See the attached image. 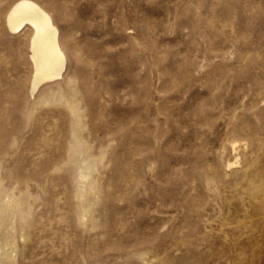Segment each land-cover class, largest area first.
<instances>
[{
  "label": "rangeland",
  "instance_id": "rangeland-1",
  "mask_svg": "<svg viewBox=\"0 0 264 264\" xmlns=\"http://www.w3.org/2000/svg\"><path fill=\"white\" fill-rule=\"evenodd\" d=\"M16 1L0 264H264V0H33L66 57L33 96Z\"/></svg>",
  "mask_w": 264,
  "mask_h": 264
},
{
  "label": "bare ground",
  "instance_id": "bare-ground-1",
  "mask_svg": "<svg viewBox=\"0 0 264 264\" xmlns=\"http://www.w3.org/2000/svg\"><path fill=\"white\" fill-rule=\"evenodd\" d=\"M5 26L6 31L10 34H18L24 30L29 31L27 41L30 53L29 59L33 71L31 96L39 92L40 87L53 83L63 76L66 57L64 48L60 44L58 28L54 24L51 14L40 4L33 0H17L6 14ZM67 80L68 83L66 84L70 94L74 93L76 95L75 88L72 85L74 80L71 78ZM47 96V99H42V97L40 101H48V103L51 101L59 102L66 98L61 91L49 92ZM69 108L74 113L72 134L76 140L77 130H79L81 125L75 114L76 108L71 105ZM77 143L80 144L78 140ZM18 210V202L10 203L6 207L8 212L16 213Z\"/></svg>",
  "mask_w": 264,
  "mask_h": 264
}]
</instances>
